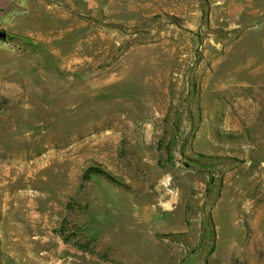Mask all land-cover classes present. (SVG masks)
I'll return each instance as SVG.
<instances>
[{
    "label": "rangeland",
    "instance_id": "1",
    "mask_svg": "<svg viewBox=\"0 0 264 264\" xmlns=\"http://www.w3.org/2000/svg\"><path fill=\"white\" fill-rule=\"evenodd\" d=\"M0 32V264H264V0H0Z\"/></svg>",
    "mask_w": 264,
    "mask_h": 264
},
{
    "label": "trees",
    "instance_id": "2",
    "mask_svg": "<svg viewBox=\"0 0 264 264\" xmlns=\"http://www.w3.org/2000/svg\"><path fill=\"white\" fill-rule=\"evenodd\" d=\"M91 175H100L102 177H104L106 180L108 181H113V179H111V177L103 172L102 170L100 169H97V168H88L86 169V171L84 172V175H83V179L86 180L88 179Z\"/></svg>",
    "mask_w": 264,
    "mask_h": 264
},
{
    "label": "water",
    "instance_id": "3",
    "mask_svg": "<svg viewBox=\"0 0 264 264\" xmlns=\"http://www.w3.org/2000/svg\"><path fill=\"white\" fill-rule=\"evenodd\" d=\"M6 39V34L4 32H0V41Z\"/></svg>",
    "mask_w": 264,
    "mask_h": 264
},
{
    "label": "bare ground",
    "instance_id": "4",
    "mask_svg": "<svg viewBox=\"0 0 264 264\" xmlns=\"http://www.w3.org/2000/svg\"><path fill=\"white\" fill-rule=\"evenodd\" d=\"M18 234H19V233H18ZM48 253H49V252H48ZM45 259H46V258H45ZM45 259H44V260H45ZM30 261H31V260H30Z\"/></svg>",
    "mask_w": 264,
    "mask_h": 264
}]
</instances>
